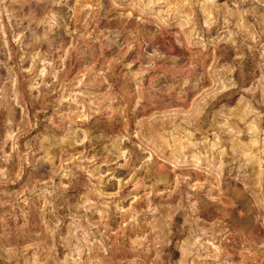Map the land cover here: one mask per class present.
I'll return each mask as SVG.
<instances>
[{
	"label": "rangeland",
	"instance_id": "rangeland-1",
	"mask_svg": "<svg viewBox=\"0 0 264 264\" xmlns=\"http://www.w3.org/2000/svg\"><path fill=\"white\" fill-rule=\"evenodd\" d=\"M0 264H264V0H0Z\"/></svg>",
	"mask_w": 264,
	"mask_h": 264
}]
</instances>
